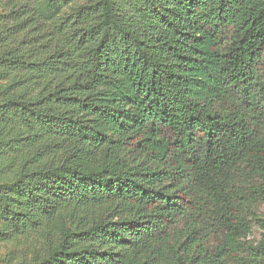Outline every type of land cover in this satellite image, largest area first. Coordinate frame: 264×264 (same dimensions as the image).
I'll use <instances>...</instances> for the list:
<instances>
[{
    "label": "trees",
    "instance_id": "1",
    "mask_svg": "<svg viewBox=\"0 0 264 264\" xmlns=\"http://www.w3.org/2000/svg\"><path fill=\"white\" fill-rule=\"evenodd\" d=\"M0 7V264H264V0Z\"/></svg>",
    "mask_w": 264,
    "mask_h": 264
},
{
    "label": "rangeland",
    "instance_id": "2",
    "mask_svg": "<svg viewBox=\"0 0 264 264\" xmlns=\"http://www.w3.org/2000/svg\"><path fill=\"white\" fill-rule=\"evenodd\" d=\"M76 8L79 9L81 5ZM135 8L127 7L126 9V16L131 15L135 11ZM141 5H138L137 11L141 10ZM3 11V8L0 7V13ZM123 16L125 14H122ZM3 30V23L0 20V32ZM254 211L264 219V203L259 204L258 206L254 207ZM252 223V231L248 236V240L252 242L259 241L264 235V229L256 222V220L251 218ZM72 228L71 221L67 219V216H61L56 221L55 231H57L54 238V242L58 241L62 238L64 232H68ZM54 231V232H55ZM40 233H23L16 236L13 239H10L5 235L4 228L0 224V261H4L7 258H14V260H23L25 258L32 259L38 247L41 246L42 242L46 239V237H42L39 235ZM54 237L53 235L49 236Z\"/></svg>",
    "mask_w": 264,
    "mask_h": 264
}]
</instances>
